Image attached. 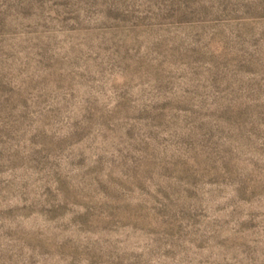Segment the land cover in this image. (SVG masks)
Instances as JSON below:
<instances>
[{
    "label": "rangeland",
    "instance_id": "1",
    "mask_svg": "<svg viewBox=\"0 0 264 264\" xmlns=\"http://www.w3.org/2000/svg\"><path fill=\"white\" fill-rule=\"evenodd\" d=\"M0 264H264V0H0Z\"/></svg>",
    "mask_w": 264,
    "mask_h": 264
}]
</instances>
